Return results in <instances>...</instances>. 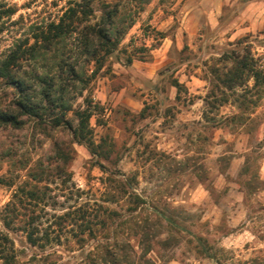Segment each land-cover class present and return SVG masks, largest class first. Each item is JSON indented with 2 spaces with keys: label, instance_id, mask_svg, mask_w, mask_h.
I'll list each match as a JSON object with an SVG mask.
<instances>
[{
  "label": "rangeland",
  "instance_id": "rangeland-1",
  "mask_svg": "<svg viewBox=\"0 0 264 264\" xmlns=\"http://www.w3.org/2000/svg\"><path fill=\"white\" fill-rule=\"evenodd\" d=\"M68 1L0 0L17 10L4 19L0 57L16 40L56 20ZM137 2L93 0V22L104 4L118 3L121 26L134 21L94 76L92 64L78 66L90 79L68 94L74 96L72 111L64 119L73 128V110L91 102L95 154L74 142L65 124L0 131V216L19 186L35 184L31 172L54 174L61 165L69 172L66 184L58 176H52L56 183L39 184H49L44 228L52 214L79 207L94 228L93 235L82 234V211L72 213L63 227L51 228V238L59 240L33 247L20 227L7 229L0 219L14 248L13 264H115L100 246L116 241L130 245L131 264H216V258L223 264H264V183L250 182L264 180V97L243 127L226 126V118L238 112L231 103L205 118L211 69L220 66L224 52L247 45L264 57V0H144L143 9ZM54 62L51 52L41 70L56 72ZM24 65L30 68L28 61ZM254 92L248 97L254 99ZM56 146L70 152L68 163L56 157ZM19 158L26 160L23 169ZM114 179L128 180L143 199L133 213L124 199L108 201ZM153 207L161 214L156 219ZM109 210L121 216L103 224ZM147 220L157 235L149 252L133 228L143 230Z\"/></svg>",
  "mask_w": 264,
  "mask_h": 264
},
{
  "label": "trees",
  "instance_id": "trees-1",
  "mask_svg": "<svg viewBox=\"0 0 264 264\" xmlns=\"http://www.w3.org/2000/svg\"><path fill=\"white\" fill-rule=\"evenodd\" d=\"M134 1H138V9H143L144 0ZM16 12L14 5L0 2V33L5 27L4 19L10 18ZM121 13L119 3L113 6L104 4L100 19L93 22L91 20L95 16L93 0H69L63 13L56 20L42 23L32 36L13 42L9 50L0 57V93L3 95L0 97V131L23 130L29 123H34L43 130L46 126L54 129L65 124L72 130L74 142L86 144L95 154L90 129V119L93 115L91 102L84 109L73 110L78 120L77 126L73 128L71 123L64 119L66 113L72 111L70 100L74 96L69 97L68 94L71 89L77 87L76 83H81L84 89V85L90 79L88 76L84 77L79 65L92 64L95 69L91 77L94 76L124 39L134 21L121 26ZM243 43L244 41L238 42ZM51 52L56 72L50 68L41 70L46 66L44 61ZM27 61L30 63L29 69L24 65ZM218 65L220 66L211 69L210 90L206 97L209 111L205 113V118L209 117L207 113L231 103L236 106L238 112L226 118V126L243 127L253 120L255 109L264 97V57L255 56L252 49L246 45L244 48H232L224 52L218 59ZM175 85L178 89L181 87L178 82ZM253 90L255 96L251 97H255L254 99L248 97ZM55 155L63 160L64 164L72 158L69 151L58 146ZM25 161L19 158V169L26 167ZM56 171L53 174L40 168L31 172L30 176L35 184L26 183L19 186L0 216L5 228L20 227L28 243L33 247H44L47 243L59 240L58 235L55 236L56 239L51 238L52 226L63 227L72 213L83 210L79 207L60 215L52 214L53 222L44 228V223L49 222L50 216L44 208L49 184L40 187L39 184L45 179L47 183H56L52 176L66 177L62 180L64 184L70 178L64 166L57 165ZM43 175H46V178ZM112 181L114 191L110 193L108 201L116 203L124 199L129 205L127 211L130 213L144 203L140 195L132 190V184L128 180ZM250 182L261 186L264 180L256 177L250 179ZM153 209L156 219L161 214L155 207ZM120 216L118 211L109 210L107 218L102 222L103 224L111 220L114 222ZM78 217L81 233L88 231L93 235L94 228L91 220L85 216V211ZM146 222L143 230V226L137 224L133 228L136 235H140L139 241L145 246V251L149 252L152 244L157 241V235L154 232V225L148 224V220ZM99 223L101 222L94 225L97 226ZM129 246L128 243L116 241L100 247L103 248L104 256H110L115 264H131ZM14 261V248L9 235L0 228V264H13ZM216 264L223 262L216 258Z\"/></svg>",
  "mask_w": 264,
  "mask_h": 264
}]
</instances>
